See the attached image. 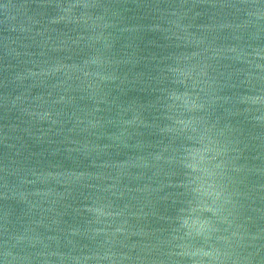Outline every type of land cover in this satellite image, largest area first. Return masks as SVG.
Wrapping results in <instances>:
<instances>
[{
  "label": "water",
  "instance_id": "1",
  "mask_svg": "<svg viewBox=\"0 0 264 264\" xmlns=\"http://www.w3.org/2000/svg\"><path fill=\"white\" fill-rule=\"evenodd\" d=\"M0 264H264V0H0Z\"/></svg>",
  "mask_w": 264,
  "mask_h": 264
}]
</instances>
